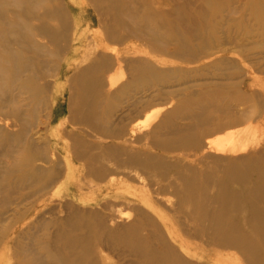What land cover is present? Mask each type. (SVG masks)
<instances>
[{
  "label": "rangeland",
  "instance_id": "rangeland-1",
  "mask_svg": "<svg viewBox=\"0 0 264 264\" xmlns=\"http://www.w3.org/2000/svg\"><path fill=\"white\" fill-rule=\"evenodd\" d=\"M0 264H264V0H0Z\"/></svg>",
  "mask_w": 264,
  "mask_h": 264
},
{
  "label": "bare ground",
  "instance_id": "bare-ground-1",
  "mask_svg": "<svg viewBox=\"0 0 264 264\" xmlns=\"http://www.w3.org/2000/svg\"><path fill=\"white\" fill-rule=\"evenodd\" d=\"M236 152V151H235ZM259 206L258 204H252L251 207Z\"/></svg>",
  "mask_w": 264,
  "mask_h": 264
}]
</instances>
